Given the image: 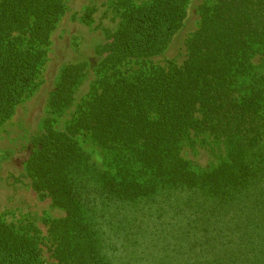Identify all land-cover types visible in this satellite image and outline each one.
Returning <instances> with one entry per match:
<instances>
[{
    "label": "trees",
    "instance_id": "obj_1",
    "mask_svg": "<svg viewBox=\"0 0 264 264\" xmlns=\"http://www.w3.org/2000/svg\"><path fill=\"white\" fill-rule=\"evenodd\" d=\"M107 1L119 20L95 48L89 92L54 128L88 71L85 61L61 68L53 116L25 164L33 189L64 210L49 223L54 258L264 264V0L201 3L186 59L166 67L150 58L183 26L188 0ZM66 2L0 0V126L38 87ZM192 133L222 142L216 164L196 168L181 155ZM80 134L102 149L104 168ZM36 238L0 215V264H45Z\"/></svg>",
    "mask_w": 264,
    "mask_h": 264
},
{
    "label": "rangeland",
    "instance_id": "obj_2",
    "mask_svg": "<svg viewBox=\"0 0 264 264\" xmlns=\"http://www.w3.org/2000/svg\"><path fill=\"white\" fill-rule=\"evenodd\" d=\"M205 1L211 0H188L183 26L173 35L164 51L150 58L153 65L166 67L169 62L178 65L184 62L187 57L186 40L198 28V7ZM88 11H91V16L85 19ZM118 20L119 15L107 0H67L66 11L51 33L38 87L16 106L12 117L0 126V215L8 223L23 226L37 237L45 264H59L53 256L55 243L49 232V223L51 219L63 217L64 210L48 196L33 189L25 164L33 151L34 137L42 131L44 120L53 116L48 98L55 88L61 68L68 63L85 61L88 71L74 94L73 103L55 117L53 126L56 129L65 126L77 104L89 92L90 84L96 77L93 70L97 61L95 48L104 40V30L114 29ZM252 61L259 64V55L254 56ZM130 66L137 68L136 64ZM191 135L195 143H186L181 155L196 168L216 164L219 161L216 153L219 150L222 154L224 152L222 142L211 136ZM77 138L91 160L104 168L102 149L85 134Z\"/></svg>",
    "mask_w": 264,
    "mask_h": 264
}]
</instances>
